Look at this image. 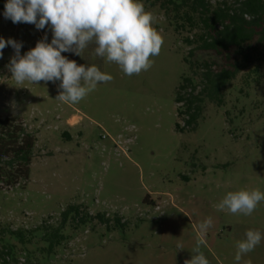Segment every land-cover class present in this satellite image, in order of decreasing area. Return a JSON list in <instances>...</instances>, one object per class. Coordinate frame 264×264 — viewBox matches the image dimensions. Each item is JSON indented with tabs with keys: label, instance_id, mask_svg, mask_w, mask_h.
Wrapping results in <instances>:
<instances>
[{
	"label": "rangeland",
	"instance_id": "rangeland-1",
	"mask_svg": "<svg viewBox=\"0 0 264 264\" xmlns=\"http://www.w3.org/2000/svg\"><path fill=\"white\" fill-rule=\"evenodd\" d=\"M224 1L235 0L211 3ZM142 3L164 38L152 67L127 76L96 56L95 44L82 57L62 53L113 77L78 104L55 99L60 81L17 85L6 67L14 49H3L0 117L17 119L37 141L28 181L0 191V246L12 247L11 264H185L199 239L209 264H264V201L250 216L214 207L229 191L264 192V45L256 39L233 49L231 61L245 67L223 89L221 104L204 97L196 129L178 130L180 83L190 76L199 83L206 66L219 71L229 60L194 49L198 42L186 38L197 40L199 29L177 31L158 6ZM3 13L0 38L22 42L21 55L46 33L51 42L47 26L13 24ZM64 150L72 151L70 161ZM72 204L111 222L83 226L70 219L65 239L48 252L43 234L60 225ZM115 217L125 225L114 229ZM208 218L212 226L202 234L199 225ZM249 229L261 232V243L237 262L236 243ZM8 230H22L25 243Z\"/></svg>",
	"mask_w": 264,
	"mask_h": 264
},
{
	"label": "clouds",
	"instance_id": "clouds-1",
	"mask_svg": "<svg viewBox=\"0 0 264 264\" xmlns=\"http://www.w3.org/2000/svg\"><path fill=\"white\" fill-rule=\"evenodd\" d=\"M3 15L13 24L50 29L51 42H47L46 33L24 55L20 52L22 42L0 38V58L3 49L10 45L14 55L6 67L16 84L60 81L55 99L64 104H78L98 84L109 83L113 77L96 65H78L62 53L82 57V52L95 44L96 56L115 63L125 75L133 76L152 67L151 58L160 54L164 44L163 36L153 26L154 15L145 10L141 0H7ZM261 201L264 192L258 188L240 189L229 191L214 207L233 215L250 216ZM211 226L212 220L208 218L199 225V230L203 234ZM261 240L259 230H247L236 243L235 261L252 252ZM203 243V239L197 241L191 259L185 264H209L200 250Z\"/></svg>",
	"mask_w": 264,
	"mask_h": 264
},
{
	"label": "trees",
	"instance_id": "trees-1",
	"mask_svg": "<svg viewBox=\"0 0 264 264\" xmlns=\"http://www.w3.org/2000/svg\"><path fill=\"white\" fill-rule=\"evenodd\" d=\"M6 2L7 0H0V10H4ZM141 2L158 6L175 23L177 31L199 29L197 40L194 37L186 38L190 45L198 42L194 49L212 51L229 60L219 71L206 66L199 83L190 76L184 78L177 88L175 103L178 106V117L183 122V125L177 124V129L193 131L202 112L204 97L221 104L223 89L245 67L239 61H231L233 49H240L245 45L249 47L256 39L264 45V0H235L233 4L224 1L215 5L211 0ZM247 58L245 55V59ZM201 84L203 88L198 90ZM36 142V138L27 131L23 123L12 117H0V191L20 187L23 182L25 184L28 181ZM70 219L83 226L92 219L107 224L111 222L106 214H92L88 207L83 210L81 204L69 205L61 213L60 225L54 228L50 226L43 234L48 243V252H52L65 239L63 230ZM113 223L114 229L125 225L121 217H115ZM8 234L25 243L26 236L22 230H8ZM16 260L11 246H0V264H11Z\"/></svg>",
	"mask_w": 264,
	"mask_h": 264
},
{
	"label": "crops",
	"instance_id": "crops-1",
	"mask_svg": "<svg viewBox=\"0 0 264 264\" xmlns=\"http://www.w3.org/2000/svg\"><path fill=\"white\" fill-rule=\"evenodd\" d=\"M56 118L57 119H60L61 117L58 115ZM67 131H68L67 132V137L69 139H72V135L70 134L69 130H67ZM64 153L67 154L65 158L70 161L71 160V157L73 155L72 151L71 150H64Z\"/></svg>",
	"mask_w": 264,
	"mask_h": 264
},
{
	"label": "built area",
	"instance_id": "built-area-1",
	"mask_svg": "<svg viewBox=\"0 0 264 264\" xmlns=\"http://www.w3.org/2000/svg\"><path fill=\"white\" fill-rule=\"evenodd\" d=\"M72 119H76V123H79V121L81 120V118L79 116H74L71 118ZM117 144L120 146L121 145V142H117ZM117 146V145H116ZM122 148V147H121ZM123 149V148H122ZM123 153H126V148L123 149ZM9 259V258H8Z\"/></svg>",
	"mask_w": 264,
	"mask_h": 264
}]
</instances>
